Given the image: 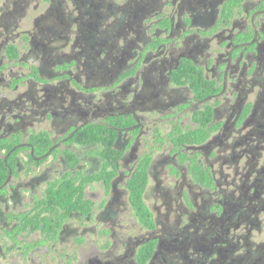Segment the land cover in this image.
I'll return each mask as SVG.
<instances>
[{
	"label": "flooded vegetation",
	"instance_id": "obj_1",
	"mask_svg": "<svg viewBox=\"0 0 264 264\" xmlns=\"http://www.w3.org/2000/svg\"><path fill=\"white\" fill-rule=\"evenodd\" d=\"M0 264H264V0H0Z\"/></svg>",
	"mask_w": 264,
	"mask_h": 264
},
{
	"label": "trees",
	"instance_id": "obj_2",
	"mask_svg": "<svg viewBox=\"0 0 264 264\" xmlns=\"http://www.w3.org/2000/svg\"><path fill=\"white\" fill-rule=\"evenodd\" d=\"M136 202H137V207H138L139 212L141 213L143 217H146V215L148 214V211L143 206V203H142V191L141 192L139 191L138 195H136Z\"/></svg>",
	"mask_w": 264,
	"mask_h": 264
}]
</instances>
